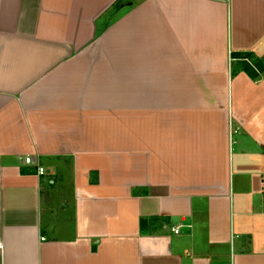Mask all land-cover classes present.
I'll use <instances>...</instances> for the list:
<instances>
[{
  "label": "crops",
  "instance_id": "1",
  "mask_svg": "<svg viewBox=\"0 0 264 264\" xmlns=\"http://www.w3.org/2000/svg\"><path fill=\"white\" fill-rule=\"evenodd\" d=\"M0 264H264V0H0Z\"/></svg>",
  "mask_w": 264,
  "mask_h": 264
},
{
  "label": "built area",
  "instance_id": "2",
  "mask_svg": "<svg viewBox=\"0 0 264 264\" xmlns=\"http://www.w3.org/2000/svg\"><path fill=\"white\" fill-rule=\"evenodd\" d=\"M24 162H25V164H27V165L38 166L37 162H36L35 159H33L32 157H26V158L24 159ZM38 174L41 175V176H43V175L45 174V170H44V168H42V167H38ZM174 232H175L176 234H179L180 230L177 228V229L174 230Z\"/></svg>",
  "mask_w": 264,
  "mask_h": 264
},
{
  "label": "rangeland",
  "instance_id": "3",
  "mask_svg": "<svg viewBox=\"0 0 264 264\" xmlns=\"http://www.w3.org/2000/svg\"><path fill=\"white\" fill-rule=\"evenodd\" d=\"M129 1V3H137L138 1H142V0H128ZM37 167H39V166H37ZM45 170V169H44ZM45 174H46V170H45ZM44 174V175H45Z\"/></svg>",
  "mask_w": 264,
  "mask_h": 264
}]
</instances>
